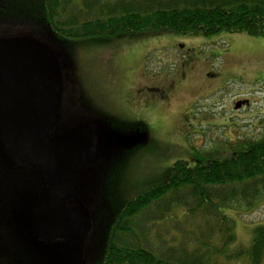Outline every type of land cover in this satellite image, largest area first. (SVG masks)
I'll list each match as a JSON object with an SVG mask.
<instances>
[{
    "label": "rangeland",
    "instance_id": "rangeland-1",
    "mask_svg": "<svg viewBox=\"0 0 264 264\" xmlns=\"http://www.w3.org/2000/svg\"><path fill=\"white\" fill-rule=\"evenodd\" d=\"M42 13L43 0H0V38H33L56 58L61 90L48 134L96 123L108 139H126L77 166L78 196L90 220L82 264H98L119 208L160 182L165 167L206 154L225 158L245 141L263 137L264 36L165 32L71 40L57 36ZM44 175L39 162L0 155V264H64L65 241L42 240L32 230L31 208ZM237 209L223 211L236 217L237 238L245 243L251 227L264 223V196L251 210ZM173 222H153L167 246L176 232ZM155 231L151 244L159 246Z\"/></svg>",
    "mask_w": 264,
    "mask_h": 264
},
{
    "label": "trees",
    "instance_id": "trees-1",
    "mask_svg": "<svg viewBox=\"0 0 264 264\" xmlns=\"http://www.w3.org/2000/svg\"><path fill=\"white\" fill-rule=\"evenodd\" d=\"M42 15L57 36L71 40L165 32L264 36V0H43ZM242 144L225 158L206 154L165 167L160 182L119 208L98 264H264V223L253 225L243 243L236 217L223 211L251 210L264 196V135ZM176 207L180 211H172ZM177 214L180 222L171 221ZM156 219L176 225L169 246ZM155 228L160 247L151 244Z\"/></svg>",
    "mask_w": 264,
    "mask_h": 264
},
{
    "label": "water",
    "instance_id": "water-1",
    "mask_svg": "<svg viewBox=\"0 0 264 264\" xmlns=\"http://www.w3.org/2000/svg\"><path fill=\"white\" fill-rule=\"evenodd\" d=\"M60 82L56 58L46 45L26 36L0 38V155L44 167V192L31 208L33 233L42 240H64L63 263L82 264L90 220L78 196L77 166L126 139H108L96 123L48 134ZM244 103L237 101L235 109Z\"/></svg>",
    "mask_w": 264,
    "mask_h": 264
},
{
    "label": "flooded vegetation",
    "instance_id": "flooded-vegetation-1",
    "mask_svg": "<svg viewBox=\"0 0 264 264\" xmlns=\"http://www.w3.org/2000/svg\"><path fill=\"white\" fill-rule=\"evenodd\" d=\"M175 86H176V85H175ZM154 90H160V88H158V89L155 88ZM176 90H177V89H176ZM161 96H164V94H162ZM238 101H242V100H238ZM235 103H236V102H235ZM0 142H1V141H0ZM0 151H4V149H3L1 143H0ZM44 182H45V181H44ZM43 192H44V189H41L40 192H39V194L42 195Z\"/></svg>",
    "mask_w": 264,
    "mask_h": 264
}]
</instances>
